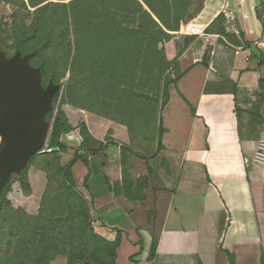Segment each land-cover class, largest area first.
<instances>
[{
	"label": "crops",
	"instance_id": "obj_1",
	"mask_svg": "<svg viewBox=\"0 0 264 264\" xmlns=\"http://www.w3.org/2000/svg\"><path fill=\"white\" fill-rule=\"evenodd\" d=\"M263 2L204 0L186 33L165 44L178 75L149 152L92 136V154L77 130L59 137L60 166L108 246L101 263L264 264ZM25 182L31 204L46 174L29 168Z\"/></svg>",
	"mask_w": 264,
	"mask_h": 264
},
{
	"label": "rangeland",
	"instance_id": "obj_2",
	"mask_svg": "<svg viewBox=\"0 0 264 264\" xmlns=\"http://www.w3.org/2000/svg\"><path fill=\"white\" fill-rule=\"evenodd\" d=\"M202 1L1 0L0 51L46 64L44 82L59 86L47 120L56 115L85 138L147 153L166 86L178 75L164 46L186 33ZM46 4L56 7L37 14ZM51 127L45 147L0 194V264H68L73 256L100 264L106 254L88 199L49 153ZM29 168L47 176L43 195L31 204L24 201Z\"/></svg>",
	"mask_w": 264,
	"mask_h": 264
},
{
	"label": "water",
	"instance_id": "obj_3",
	"mask_svg": "<svg viewBox=\"0 0 264 264\" xmlns=\"http://www.w3.org/2000/svg\"><path fill=\"white\" fill-rule=\"evenodd\" d=\"M29 60L30 54L17 51L7 59L0 51V193L45 147L52 123L46 117L59 86L51 81L44 86L40 69Z\"/></svg>",
	"mask_w": 264,
	"mask_h": 264
},
{
	"label": "trees",
	"instance_id": "obj_4",
	"mask_svg": "<svg viewBox=\"0 0 264 264\" xmlns=\"http://www.w3.org/2000/svg\"><path fill=\"white\" fill-rule=\"evenodd\" d=\"M1 1V0H0ZM74 2V1H72ZM52 7H56L55 5L53 4H46L45 6L41 7V8H38L37 9V14H43V12H46L49 8H52ZM22 44V41L21 40H18L16 42V46L17 47H20V45ZM37 52V50L35 51ZM21 53V52H20ZM22 54V53H21ZM22 55H26V54H22ZM30 62V60H29ZM30 64L35 67V68H38L40 69L41 73H42V82H43V85L46 86L47 82L49 81L50 78L47 79V82H44V71L45 69L43 68H47L46 64L44 62H38L37 65H33L31 62ZM44 70V71H43ZM174 82V81H173ZM173 82H170L167 86H166V89H165V92L167 90V87L173 83ZM166 101V97H165V100L164 102L161 104V106L165 103ZM54 104H55V99H53V104H52V107L54 109ZM160 106V107H161ZM66 121V120H65ZM67 124V122H66ZM68 125V124H67ZM52 134L54 135V141L52 143V146H51V152H49L50 154H53L56 159L58 160V153L61 152V151H64V148L62 146L59 145L58 143V139L61 135L63 134H66L68 131H70L66 126H65V123H64V120L61 118V117H57L56 115L54 116L53 118V121H52ZM82 136V135H81ZM83 137V136H82ZM97 142L94 141V140H90L89 138H85L83 137V142L81 144V149H83L84 151L86 152H90V153H95L98 149H94V148H91L89 147V145H94L96 144ZM91 145V146H92ZM53 149H56V151H52ZM59 151V152H58ZM81 156H78L77 154L74 155V160L73 161H76L77 159H80ZM32 159V158H31ZM59 161V160H58ZM73 164V162L71 163ZM60 168L63 169L64 173H65V176L67 175L68 179L71 180V174H70V171H69V167H61ZM23 172V170L21 171ZM46 180H47V176H46ZM85 185L86 183V178L84 179V182H83ZM7 186V185H6ZM5 186V188H6ZM5 188L2 190V192L5 190ZM1 192V193H2ZM0 193V194H1ZM1 197V195H0ZM80 259V260H79ZM43 260V259H41ZM84 260H90L89 258H86V259H83L82 257H79V256H73V257H70V260H69V263L68 264H81ZM91 261V260H90ZM92 264H94L92 261H91ZM100 264H104V263H101Z\"/></svg>",
	"mask_w": 264,
	"mask_h": 264
},
{
	"label": "built area",
	"instance_id": "obj_5",
	"mask_svg": "<svg viewBox=\"0 0 264 264\" xmlns=\"http://www.w3.org/2000/svg\"><path fill=\"white\" fill-rule=\"evenodd\" d=\"M259 9H260L259 22L261 26V35H260V39L258 40V42H256V47L263 53V56H264V2L259 4ZM191 33L198 34L199 32L198 30L193 28L191 29ZM242 50H245V49L243 47L237 48L235 51V54L239 55ZM245 61H248V57H245ZM262 158L264 161V156Z\"/></svg>",
	"mask_w": 264,
	"mask_h": 264
}]
</instances>
